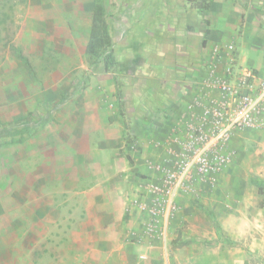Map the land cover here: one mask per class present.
I'll use <instances>...</instances> for the list:
<instances>
[{
  "label": "rangeland",
  "instance_id": "rangeland-1",
  "mask_svg": "<svg viewBox=\"0 0 264 264\" xmlns=\"http://www.w3.org/2000/svg\"><path fill=\"white\" fill-rule=\"evenodd\" d=\"M100 1L118 49L116 70L128 83L124 116L118 111L113 73L100 75L88 63L95 0H0V195L11 194L6 172H23L25 148L38 146L34 159L45 170L43 193L61 200L75 196L77 209L69 219L67 201L59 203V215L45 211L43 226L33 227L37 233L24 249L11 250L15 236L1 232L0 264H264V240L257 249L251 236L234 241L219 235L201 207L213 210V200L234 194L259 197L264 206V194L253 181L264 189V128L263 141L247 136L225 140L184 179L183 148L173 159L162 160L167 170L156 159L149 173L138 172V177L131 174L127 151L134 148L140 158L136 137L150 123L152 109L138 105L132 64L144 61L139 52L160 56L176 45L158 34L161 27L165 34H183V68L194 77L217 62L245 67L240 63L243 48L254 49L264 39V0H218L207 13L213 21L202 17L191 0ZM240 8L246 9L242 15ZM210 22H219L213 29L222 41L209 57ZM16 47L30 66L16 56ZM263 64L250 68L264 76ZM96 103L99 107L91 106ZM101 147L110 150L108 155L93 151ZM53 170L58 179L47 177ZM91 186L107 198L97 204L103 219L83 214L81 191ZM160 197L164 203L167 197V207L158 203ZM98 206L92 205L93 215Z\"/></svg>",
  "mask_w": 264,
  "mask_h": 264
},
{
  "label": "crops",
  "instance_id": "crops-1",
  "mask_svg": "<svg viewBox=\"0 0 264 264\" xmlns=\"http://www.w3.org/2000/svg\"><path fill=\"white\" fill-rule=\"evenodd\" d=\"M217 6L218 0L211 1V7L205 9L201 16L213 21L214 18L207 15V13ZM237 11L242 15L246 9L240 8ZM143 23L144 22L139 23L138 26H143ZM176 23L180 26L183 24V22ZM210 23L209 34L206 38L208 43L206 55L209 57L213 56L211 55L212 48L222 41V39L215 35V30L213 29L215 25L218 27L219 22ZM151 26V30H155V24ZM148 30L150 31V29ZM160 33H162L160 35L161 37H168V39L170 38L176 43L175 48L166 54L163 53L164 51L161 52L162 50H159L161 52L160 56L157 52L153 51L139 52V58L144 61L141 63H133V68L131 69V79L134 85L133 88L137 92L138 105H145L152 108L148 110L151 112L150 123L146 126V129L136 137L135 143H138L142 148V150L139 151V155H141L140 158L136 156L134 148H127L128 155H131L133 158V164L129 166L131 174H136L137 177L138 172H146L148 174L153 166V161H156V159L160 162V167L162 169H168L167 164H162V160L165 157H171V159H173L177 155L176 151L180 150L182 145L183 154L192 152L188 149L197 148L193 139L192 130L200 125L202 116L206 113L208 107L211 106V102L208 100L215 97L217 101H220L224 97V90L220 88L219 84L223 80H226L228 67L225 66L224 63L217 62L219 64L218 66L212 63L209 67L203 69L198 76L194 77L188 69L183 68V34L178 35L177 33L174 34V32L171 33L172 35L168 32V34H165L162 27L158 34ZM138 42H140V40ZM257 43V46L254 47L256 50L248 47L243 48L240 54V63L248 67H258L263 64L264 39H261ZM253 52H256V54L258 53L256 59L252 57ZM115 54L116 59L119 60L118 49L116 48ZM247 56H249V59L246 58ZM165 59L169 61L166 62ZM96 69L97 73L100 75L109 73L105 70L103 62H101ZM123 82L126 84L125 92L127 97L128 83L126 80H123ZM144 92H147L148 95L144 96ZM91 106L99 107L97 103ZM102 117L104 119L107 115L104 114ZM262 128H264V126L260 125V123L245 126L237 129L224 140H231L234 136H247L250 137V139H260V141H263ZM93 151L100 156L108 155L110 152V150L105 147ZM38 152H40L38 146L25 148L23 155L26 161L25 170L19 175L11 173L10 171L6 172L11 194L4 196L0 195V233L4 231L6 235L15 236V239H12L13 245L10 247L11 250L24 249V245L30 242L29 237L37 233V230L33 231V227L40 228L43 226L42 220L45 211H55L54 214L57 213L59 215L62 209L59 205L61 201L70 203L69 207L71 206L72 210L70 211L67 208L68 219L70 217H76L77 214L75 196L71 195L68 200H61V197L50 198L43 193L45 170L43 164L38 162V159H34V156H36ZM148 159L152 160L149 161ZM59 176L56 170H53L50 176L49 173L47 175L49 179H58ZM19 179H21V181L17 183ZM75 180L76 177H74L73 181L75 182ZM32 183H34V185H32ZM133 184L134 182L131 183V187ZM95 187L97 186H91L89 189L87 188V190L84 189L82 190L83 192L81 191V193H84L82 199L84 208L83 214L87 219H103L105 217V212L100 205L106 202L107 198L97 193V188ZM18 188H21L22 194L18 193ZM120 200L122 202L124 200L126 204L131 205V201H129V199L125 200L122 195ZM158 200V203H163L165 207L168 206V203H166L167 197L165 203L161 197L158 198ZM183 202L186 203L185 205L187 207L189 206L187 203L188 201L183 200ZM93 204L95 206L100 204L97 209L94 210L95 215H93L92 211ZM212 209L216 213L222 226L224 236L234 241L247 240L249 236H251L255 248H262L261 244H263L264 240V223H260V221L264 222V206L261 205L259 197H247L245 195L234 194L229 195L227 198H217L213 200ZM189 210L192 211L190 206ZM79 211L81 212V210ZM261 215L263 221L261 220ZM183 218H187V216L183 215ZM39 232L41 233V231ZM213 237H217L216 231L213 232ZM0 243H2V241ZM194 259L198 262V258Z\"/></svg>",
  "mask_w": 264,
  "mask_h": 264
},
{
  "label": "built area",
  "instance_id": "built-area-1",
  "mask_svg": "<svg viewBox=\"0 0 264 264\" xmlns=\"http://www.w3.org/2000/svg\"><path fill=\"white\" fill-rule=\"evenodd\" d=\"M229 48H234V45H229ZM219 85L224 90V97L220 101L215 97L208 100L211 106L202 116L200 125L192 130L197 148L188 149L192 152L183 154V179L195 164L205 165H201L205 155L222 145L224 139L237 129L257 123L264 125V76L256 75L248 66L232 63L226 80Z\"/></svg>",
  "mask_w": 264,
  "mask_h": 264
},
{
  "label": "trees",
  "instance_id": "trees-1",
  "mask_svg": "<svg viewBox=\"0 0 264 264\" xmlns=\"http://www.w3.org/2000/svg\"><path fill=\"white\" fill-rule=\"evenodd\" d=\"M195 2V7L197 11L202 12L205 9L211 7V1L203 2L202 0H191ZM16 56L23 60L30 66L28 57L22 52L20 48H15ZM86 54L88 57V63L90 69L98 66L101 62L104 63L105 70L111 72L114 75L115 83V97L118 107L119 114L124 116L126 100H125V90L124 84L119 78V74L116 70L118 61L115 54V43L112 38L110 23L108 21L107 12L105 5L100 0H95L93 15H92V24L90 29V36L86 46ZM86 87V85H85ZM128 159L132 162L133 158L131 155H128ZM254 184L259 188V194H264V189L261 187L260 183L254 178ZM205 210L208 211L211 216L217 232L219 235H223L220 230V222L217 218L216 213L213 210H210L208 207L202 206Z\"/></svg>",
  "mask_w": 264,
  "mask_h": 264
}]
</instances>
